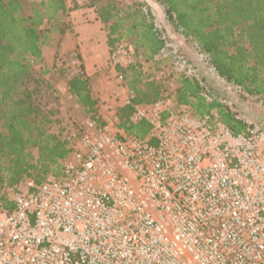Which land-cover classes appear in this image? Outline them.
Returning a JSON list of instances; mask_svg holds the SVG:
<instances>
[{
    "label": "built area",
    "instance_id": "obj_1",
    "mask_svg": "<svg viewBox=\"0 0 264 264\" xmlns=\"http://www.w3.org/2000/svg\"><path fill=\"white\" fill-rule=\"evenodd\" d=\"M143 1L162 41L156 60L200 79L206 97L212 90L205 75L241 91L207 65L196 44L188 55L164 10L158 15L154 0ZM107 61L110 85L90 91V113L64 83L71 112L49 115L70 151L59 174L0 190V264H188L186 236L202 250L228 254L229 264H264V128L234 133L215 114L194 116L171 98L134 104L120 70L143 63L142 56L123 40L109 48ZM65 69L66 78L86 79L77 52ZM249 97L264 107L259 96ZM125 106L131 123L149 124L145 139L119 132L117 112Z\"/></svg>",
    "mask_w": 264,
    "mask_h": 264
},
{
    "label": "trees",
    "instance_id": "obj_2",
    "mask_svg": "<svg viewBox=\"0 0 264 264\" xmlns=\"http://www.w3.org/2000/svg\"><path fill=\"white\" fill-rule=\"evenodd\" d=\"M155 1L176 35L196 44L220 77L264 101V0ZM147 4L143 0H86L106 31L108 47L128 41L144 60L120 70L134 92V104L171 98L194 116L213 113L234 133L245 131L246 122L226 103L204 96L200 79L178 71L169 89L146 72V66L162 61L155 59L162 41L143 11ZM77 8V3L66 0H0V190L28 178L40 182L47 173L59 174L70 155L65 142L51 130L50 116L34 99L40 90L31 89L32 83L47 89L51 85L34 77L31 61H41L44 45L54 41L58 47L60 39L71 32L69 12ZM55 35L59 39L54 40ZM61 76L77 103L90 113L94 102L86 79ZM205 78L215 83L210 76ZM131 109H118L117 128L127 136L145 139L149 124L131 123Z\"/></svg>",
    "mask_w": 264,
    "mask_h": 264
},
{
    "label": "rangeland",
    "instance_id": "obj_3",
    "mask_svg": "<svg viewBox=\"0 0 264 264\" xmlns=\"http://www.w3.org/2000/svg\"><path fill=\"white\" fill-rule=\"evenodd\" d=\"M123 1L127 2L130 0ZM150 2L153 4L151 6L158 12V15H160L161 10H163L161 4L155 0ZM169 29V31H173V28L170 27ZM69 34H66L60 39L58 47L55 46L56 42H50V45H53L57 48L55 55L56 57L53 61L54 63H47L40 69L36 66V64L39 63L32 65V71L35 78H37V74L39 72H52L53 78L51 77L52 79L50 78V81L52 80L53 83L55 82L60 85H64L65 82L61 75L66 72V61L68 60L71 52H77L79 55L78 46L73 43V39ZM53 38L54 40H57L59 39V36L55 35ZM183 42L182 45L185 52L188 55H191V42ZM83 72L86 71L83 69ZM111 72H113V69L109 65L107 58L105 62L96 69L95 72H86V81L90 87V91H92L93 94H101L107 89L112 78ZM146 72H149L156 80L164 81L169 89L175 85L178 74V70L172 64H170V62L163 60L157 62L156 64H150L146 66ZM210 85V90H212L210 92L211 96H221L222 99L228 103V106L234 110V112H236L237 116L246 122L247 126L258 125L264 128V107L260 106L255 100L251 99L249 97L250 95H247L241 91H232L231 89L222 86L216 80L215 83H210ZM31 89L40 90V92L37 91V94L34 96L36 100L40 98V101L45 108L44 113L55 116L56 118L59 114L65 116L71 112L69 103L65 97H63L60 91L61 89L55 87L52 89V91H47L44 90L43 84L35 85L34 83L31 84ZM184 239L191 248L190 251L185 252L184 254L187 257L188 264H229L228 254L206 251L198 248L196 243L197 238L195 237L186 236Z\"/></svg>",
    "mask_w": 264,
    "mask_h": 264
},
{
    "label": "crops",
    "instance_id": "obj_4",
    "mask_svg": "<svg viewBox=\"0 0 264 264\" xmlns=\"http://www.w3.org/2000/svg\"><path fill=\"white\" fill-rule=\"evenodd\" d=\"M150 5L153 4L150 2ZM68 20L71 27L69 35L72 37L73 43L78 46L84 71L95 72L108 57L109 47L106 42L105 29L96 18L94 8L87 6L84 2H80L79 8L69 12ZM56 52L57 48L55 46L44 45L42 47V59L36 65L37 68L40 69L45 64L52 63L55 60ZM37 77L44 83H50V89L43 87L44 90L52 91L55 87L58 89L64 87L62 84L50 81V78H53L52 72H39Z\"/></svg>",
    "mask_w": 264,
    "mask_h": 264
}]
</instances>
